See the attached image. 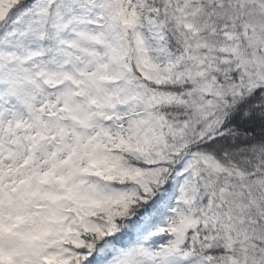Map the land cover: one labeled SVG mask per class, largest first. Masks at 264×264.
<instances>
[{"label": "snow or ice", "instance_id": "1", "mask_svg": "<svg viewBox=\"0 0 264 264\" xmlns=\"http://www.w3.org/2000/svg\"><path fill=\"white\" fill-rule=\"evenodd\" d=\"M0 264H264V0H0Z\"/></svg>", "mask_w": 264, "mask_h": 264}]
</instances>
